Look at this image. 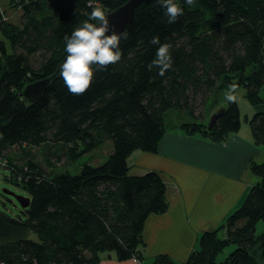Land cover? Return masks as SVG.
<instances>
[{"label": "trees", "instance_id": "obj_1", "mask_svg": "<svg viewBox=\"0 0 264 264\" xmlns=\"http://www.w3.org/2000/svg\"><path fill=\"white\" fill-rule=\"evenodd\" d=\"M127 1L92 3L107 15ZM12 2L23 7L26 22L0 24L4 40L17 49L0 42V152L53 142L68 148L73 159L105 139L112 152L104 163H85L75 175L48 176L32 162L9 167L31 202L16 217L0 208V264H101L102 255L112 252L119 261L137 257L142 264L145 222L165 213L169 202L160 175L131 176L129 158L137 150L157 151L170 112L180 113L178 128L216 143L240 130L238 101L225 100V113L211 129L198 122L230 84L246 87L251 103L262 102L264 0H196L193 6L176 0L184 12L172 24L157 0H144L124 31L119 62L102 71L94 65L93 82L82 95L71 94L58 75L35 102L22 95L25 87L55 74L67 55L64 37L91 8L89 0ZM155 36L172 46L173 66L164 76L148 69L159 47L150 43ZM37 53L42 60L35 67L30 56ZM250 123L255 144L264 145V113ZM249 167L260 180L221 227L225 236L218 230L202 234L185 264L258 263L251 252L259 240L257 224L264 221V162ZM229 245L236 249L218 262ZM153 264L176 263L159 255Z\"/></svg>", "mask_w": 264, "mask_h": 264}, {"label": "crops", "instance_id": "obj_2", "mask_svg": "<svg viewBox=\"0 0 264 264\" xmlns=\"http://www.w3.org/2000/svg\"><path fill=\"white\" fill-rule=\"evenodd\" d=\"M257 113H264V106ZM259 154H264V145H256L247 132L216 143L176 125L167 128L156 152H135L129 159L130 175L158 173L169 202L165 213L151 214L145 222L142 264L148 259L153 264L159 255L185 264L199 249L202 234L218 230L225 236L221 227L260 180L249 172ZM101 264H135V260L119 261L112 252L102 255Z\"/></svg>", "mask_w": 264, "mask_h": 264}, {"label": "rangeland", "instance_id": "obj_3", "mask_svg": "<svg viewBox=\"0 0 264 264\" xmlns=\"http://www.w3.org/2000/svg\"><path fill=\"white\" fill-rule=\"evenodd\" d=\"M12 1L13 0H0V24L8 23L22 26V24L26 22L22 9L23 7L20 5H14L15 3H13ZM23 1L26 3H31L32 0ZM4 39L5 37L0 30V42L5 41L7 46L10 48V51L16 52L17 49L13 48L9 44V42ZM30 59L32 64L35 67H38L42 60V57L40 54L37 53L30 56ZM236 94L241 112V128L238 132H247L248 135L252 137L253 133L250 119L254 117L260 107L264 106V91H261L260 93L263 99L262 102H260L259 104H253L249 101L247 97V88L244 86L237 87ZM223 96L224 93L214 98V101L216 100L217 102H215L211 106L207 114L205 113V120L199 121V124L202 123L205 127H208L210 118L213 113L218 111L220 108H223V105L225 104V98ZM198 106V110L202 111L203 106ZM179 119L180 113L170 112L167 115L166 123L168 126L180 124ZM137 151L144 152L141 150ZM111 152L112 142L108 139L103 140V143L98 146L95 150L87 152L81 156L74 157L73 159L69 158V154L71 152L68 151V148H66L62 144H57L53 142H48L40 146L33 147L24 145L15 148L3 149L2 152H0V208L7 211L10 215L14 217L20 215L23 211V208L19 204L17 199L11 194H6L4 190L10 191L15 195L30 197L22 187L16 185V182L12 176L13 173L9 167L14 166L17 168H26L28 167L27 165L32 162L40 169H42L43 172L48 176H53L57 173L64 171H68L75 175L80 173L81 168L85 163H91L92 165H100L104 163L107 160L108 156L111 154ZM135 152H133V154ZM257 157V162L264 161V154H262L261 156L259 154V156ZM256 234L259 240L251 253L256 256L258 260L257 264H264V221H260L257 224ZM219 236L223 237L224 235L223 233H220ZM235 249V245H229L225 247L224 251L217 255V261L222 262L226 260L230 253H232ZM145 256L147 257L149 255L145 254ZM131 259L135 260V264H139L141 262L137 259V257H133ZM146 263L151 264L149 259L146 261Z\"/></svg>", "mask_w": 264, "mask_h": 264}, {"label": "clouds", "instance_id": "obj_4", "mask_svg": "<svg viewBox=\"0 0 264 264\" xmlns=\"http://www.w3.org/2000/svg\"><path fill=\"white\" fill-rule=\"evenodd\" d=\"M166 9L165 15L169 24L178 21L184 9L176 0H157ZM193 6L196 0H184ZM91 8L88 18L79 23L70 36L64 37L65 51L68 54L61 66L59 75L63 79L67 90L74 95L84 94L91 86L95 70H106L109 65L116 64L121 59L120 41L126 38V32L117 33L110 28L109 18L105 11L89 0ZM111 32V34H107ZM159 45L155 58L149 63L148 69H159L158 74L164 76L173 66L171 44H161L160 37L155 36L150 41ZM224 98L230 103L237 102L236 85L230 84L224 93Z\"/></svg>", "mask_w": 264, "mask_h": 264}, {"label": "water", "instance_id": "obj_5", "mask_svg": "<svg viewBox=\"0 0 264 264\" xmlns=\"http://www.w3.org/2000/svg\"><path fill=\"white\" fill-rule=\"evenodd\" d=\"M143 1L144 0H128L123 5L117 7L116 9H114L112 11H110L107 14V17L109 18L111 30H113L117 33L124 32L127 29L128 25L134 22V20L136 18L137 8L141 5V3H143ZM107 34L110 35L111 32H109ZM67 55L64 57V59L58 65V68H57V71L55 72V74H53V75H51L45 79H42V80H39V81H36V82H33V83L27 85L25 87L22 95L24 97H26L30 102L37 101L40 98V96L42 95V93L45 91V89L51 84L52 80L59 75L61 66L64 63V61L66 60ZM224 113H225L224 107L220 108L218 111H216L210 118L208 128L211 129L213 127V125L216 123V121ZM4 192L6 194L13 195L23 208L29 207L30 202H31L29 197H25L22 195H15L14 193L7 191V190H4Z\"/></svg>", "mask_w": 264, "mask_h": 264}]
</instances>
